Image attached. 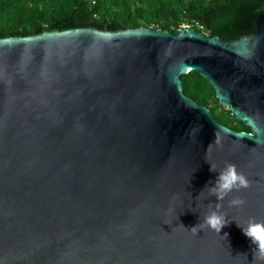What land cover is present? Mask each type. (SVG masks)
Wrapping results in <instances>:
<instances>
[{
  "label": "water",
  "instance_id": "obj_1",
  "mask_svg": "<svg viewBox=\"0 0 264 264\" xmlns=\"http://www.w3.org/2000/svg\"><path fill=\"white\" fill-rule=\"evenodd\" d=\"M190 71L249 133L183 94ZM225 163L251 185L217 201L205 186ZM216 203L220 233L180 226ZM253 217L264 221V12L228 41L154 27L0 39V264H264L238 227Z\"/></svg>",
  "mask_w": 264,
  "mask_h": 264
},
{
  "label": "trees",
  "instance_id": "obj_2",
  "mask_svg": "<svg viewBox=\"0 0 264 264\" xmlns=\"http://www.w3.org/2000/svg\"><path fill=\"white\" fill-rule=\"evenodd\" d=\"M264 0H0V39L43 31L89 28L117 32L154 27L176 34L190 26L228 41L254 30ZM183 94L206 107L213 119L233 130L250 132L219 106L213 88L197 72L181 76Z\"/></svg>",
  "mask_w": 264,
  "mask_h": 264
},
{
  "label": "clouds",
  "instance_id": "obj_3",
  "mask_svg": "<svg viewBox=\"0 0 264 264\" xmlns=\"http://www.w3.org/2000/svg\"><path fill=\"white\" fill-rule=\"evenodd\" d=\"M210 166V171L217 172L214 166ZM218 173L214 183L209 182L212 186H205L209 195L215 196L217 201H223L234 190L240 191L241 189H248L251 185L248 178L243 172L238 171L235 164L225 163V166ZM244 204L245 201L239 197H235L229 201V206L242 207ZM221 207L222 205L220 203H216L214 208L212 205H209V213L198 224L191 227L190 230L186 229L183 225L180 226L190 231L194 236L205 228L220 233L222 228L229 223L225 215L220 211ZM238 227H241L243 234L255 246L252 250L254 259L264 261V221H258L253 217L246 222V225L242 226L238 224Z\"/></svg>",
  "mask_w": 264,
  "mask_h": 264
},
{
  "label": "built area",
  "instance_id": "obj_4",
  "mask_svg": "<svg viewBox=\"0 0 264 264\" xmlns=\"http://www.w3.org/2000/svg\"><path fill=\"white\" fill-rule=\"evenodd\" d=\"M198 27H199V29L201 31L202 30V26L199 25ZM182 28H191V27L187 25V26H182Z\"/></svg>",
  "mask_w": 264,
  "mask_h": 264
},
{
  "label": "flooded vegetation",
  "instance_id": "obj_5",
  "mask_svg": "<svg viewBox=\"0 0 264 264\" xmlns=\"http://www.w3.org/2000/svg\"><path fill=\"white\" fill-rule=\"evenodd\" d=\"M226 127V126H225ZM228 128V127H227ZM230 129V128H229ZM231 130H233V129H231ZM233 131H235V130H233ZM236 132H240L239 130H236ZM242 132H245V131H242ZM247 133V132H246Z\"/></svg>",
  "mask_w": 264,
  "mask_h": 264
},
{
  "label": "rangeland",
  "instance_id": "obj_6",
  "mask_svg": "<svg viewBox=\"0 0 264 264\" xmlns=\"http://www.w3.org/2000/svg\"><path fill=\"white\" fill-rule=\"evenodd\" d=\"M224 109H226V108H224ZM227 110V109H226Z\"/></svg>",
  "mask_w": 264,
  "mask_h": 264
}]
</instances>
